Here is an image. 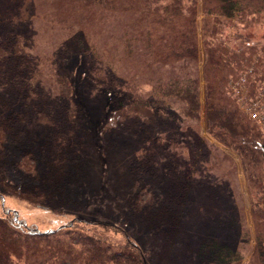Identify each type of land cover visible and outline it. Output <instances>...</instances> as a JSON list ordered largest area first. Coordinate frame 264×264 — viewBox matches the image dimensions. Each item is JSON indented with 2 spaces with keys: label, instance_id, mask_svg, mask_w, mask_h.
Listing matches in <instances>:
<instances>
[{
  "label": "trees",
  "instance_id": "trees-1",
  "mask_svg": "<svg viewBox=\"0 0 264 264\" xmlns=\"http://www.w3.org/2000/svg\"><path fill=\"white\" fill-rule=\"evenodd\" d=\"M10 1L13 12L2 13L0 9V29L17 27L33 16L34 0ZM46 1H71L89 9L137 14V24L144 27V40L155 61L169 66L181 64L185 77L177 76L160 85L159 95L153 98L146 97L133 84H123L118 72L113 71L112 76L106 77L109 90L106 93L112 97L110 120L121 130L128 131L136 125L143 133L166 117L174 106H178L176 111L186 119H199L198 78L192 71L191 76L188 69L198 60L197 20L201 3L205 127L212 138L238 153L243 162L255 225V248L248 264H264V133L242 112L230 93L232 81H239L243 74L252 90L264 79V44L255 42L254 35L249 34L254 24L264 22V0ZM3 31L0 37V164L10 155L8 138L18 140L28 132L29 124L37 125L43 130L38 141L25 139V146L18 149V155L26 159L18 165L25 164L28 169L19 168L30 174L36 162L42 161L46 165L43 172L46 179H30L32 189H43L47 194L58 191L62 198L71 200L69 194L74 187L82 186V189L86 184H63L58 177L66 174L68 168L69 173H85L89 146L86 108L74 101L72 82L66 77L55 80L56 96L50 98L42 85L44 70L33 61L26 36L13 27ZM145 140L154 141L155 149L145 147L133 162L132 190L122 208L111 212L112 220L96 217L100 215L96 207L97 214H84L91 219L89 222L76 218L57 229L40 231L16 211L3 210L0 264H152L138 236L169 235L181 220L184 223L189 215L186 208L192 185L188 177L179 175L172 155L164 156L160 168L159 158L163 155L159 154L177 147L178 140L161 136ZM158 178L166 180L159 191L157 188L152 191L148 186ZM5 195L0 191V200ZM26 201L51 210L36 196L27 197ZM86 201L91 205L90 198ZM112 233L122 238L114 239L110 236ZM200 242L199 253L205 264H242V252L228 244L211 236L201 238Z\"/></svg>",
  "mask_w": 264,
  "mask_h": 264
},
{
  "label": "rangeland",
  "instance_id": "rangeland-1",
  "mask_svg": "<svg viewBox=\"0 0 264 264\" xmlns=\"http://www.w3.org/2000/svg\"><path fill=\"white\" fill-rule=\"evenodd\" d=\"M11 6L10 0H0L2 13L13 12ZM32 11L33 16L28 22L12 27L26 36L33 61L44 70V92L54 98L55 80L69 78L73 99L84 105L89 118L86 122L89 146L84 161L85 173H69L68 168L66 174L58 178L63 184L81 182L86 185L83 184L85 187L82 189L81 185L75 186L69 194L72 195L71 200L62 198L58 191L47 194L43 189H32L30 179H46L43 174L46 165L38 160L30 174L19 168L24 166L28 169L25 164L18 165L26 160L18 155V149L26 144L23 140L38 141L43 131L37 125L29 124L24 136L18 140L11 136L8 138L10 155L0 164V191L7 194L0 200V213L3 210L16 211L40 231L57 229L76 218L89 222L91 219L84 214H97L95 210L98 209L100 215L96 217L112 220V214L122 208L132 190L130 170L133 162L145 147L155 149L154 141L150 143L145 139L157 136L166 140L176 139L177 147H170L166 154H159L163 155L159 158L160 168L165 157L172 155L179 175L188 177L192 185L186 208L189 215L169 235L138 236L152 264H205L200 257L199 248L202 246L199 245L201 238L210 236L241 251L244 257L242 264H248L255 248V225L246 171L238 153L217 142L205 127V49L201 3L197 20L198 60L188 69L198 78L199 119H186L176 111L178 106H174L166 117L151 124L145 133L136 125L127 131L112 123L109 117L112 97L106 93L109 91L105 85L106 77L112 76L113 71L118 72L123 84H133L146 97L153 98L159 95L157 89L160 85L177 76L183 79L185 73H182L181 64L169 66L155 61L144 40V27L137 24L138 15L89 9L71 1L51 3L46 0H34ZM12 27L0 29V37L3 30ZM249 34L254 35L255 42L264 44V22L254 24ZM242 77L244 80L232 81L230 85V93L237 103L238 93L242 92L248 102L254 96L252 93L258 92L262 85L260 81L256 90H252L246 83V74ZM248 93L252 95L247 97ZM36 145L37 142L34 147ZM165 180L158 178L148 188L159 191ZM31 196L38 197L51 210L30 204L26 199ZM88 198L91 205L86 201ZM110 236L117 240L122 238L114 233Z\"/></svg>",
  "mask_w": 264,
  "mask_h": 264
},
{
  "label": "built area",
  "instance_id": "built-area-1",
  "mask_svg": "<svg viewBox=\"0 0 264 264\" xmlns=\"http://www.w3.org/2000/svg\"><path fill=\"white\" fill-rule=\"evenodd\" d=\"M244 80V77L241 79ZM262 85L258 92H254L253 97H250L249 101L247 102V98L245 95L242 96V92L238 93V103L241 110L255 122L264 133V79L261 81ZM244 88V87H243ZM234 89V88H233ZM234 90H237L236 88ZM248 93L247 97L252 95ZM237 97V96H236Z\"/></svg>",
  "mask_w": 264,
  "mask_h": 264
}]
</instances>
